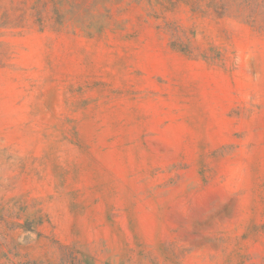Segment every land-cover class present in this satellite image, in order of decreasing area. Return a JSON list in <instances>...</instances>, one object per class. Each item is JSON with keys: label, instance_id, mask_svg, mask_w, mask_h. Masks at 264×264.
Instances as JSON below:
<instances>
[{"label": "rangeland", "instance_id": "1", "mask_svg": "<svg viewBox=\"0 0 264 264\" xmlns=\"http://www.w3.org/2000/svg\"><path fill=\"white\" fill-rule=\"evenodd\" d=\"M0 264H264V0H0Z\"/></svg>", "mask_w": 264, "mask_h": 264}]
</instances>
